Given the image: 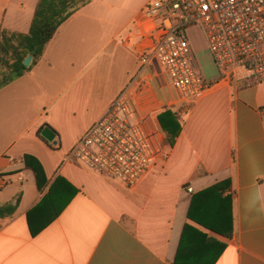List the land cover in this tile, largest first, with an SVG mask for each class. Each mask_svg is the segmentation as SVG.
<instances>
[{
	"label": "crops",
	"instance_id": "1",
	"mask_svg": "<svg viewBox=\"0 0 264 264\" xmlns=\"http://www.w3.org/2000/svg\"><path fill=\"white\" fill-rule=\"evenodd\" d=\"M38 2L0 0V29L28 34ZM116 3L90 0L58 29L40 62L0 90V177L7 184L0 207L20 198L16 212L0 219V264H174L187 225L227 246L215 264H264V83L219 78L181 115L182 130L166 145L158 116L178 109L176 93L166 95L169 80L153 62L154 83L142 92L133 85L147 2L122 19L106 14ZM129 87L158 152L132 188L71 156ZM26 157L43 169L41 188ZM226 180L231 239L188 218L193 196ZM29 219L36 228L49 225L33 237ZM197 245L196 260L214 256V248L206 255Z\"/></svg>",
	"mask_w": 264,
	"mask_h": 264
},
{
	"label": "built area",
	"instance_id": "2",
	"mask_svg": "<svg viewBox=\"0 0 264 264\" xmlns=\"http://www.w3.org/2000/svg\"><path fill=\"white\" fill-rule=\"evenodd\" d=\"M141 15L146 23L145 44L138 51L140 66L133 85L141 92L151 86L155 74L150 66L156 62L177 95L180 115L211 86L181 34L190 25L204 29L221 80L264 83V0H152ZM157 155L153 136L137 118L130 87L71 153L89 170L130 188L150 173ZM6 185L0 177V188Z\"/></svg>",
	"mask_w": 264,
	"mask_h": 264
},
{
	"label": "trees",
	"instance_id": "3",
	"mask_svg": "<svg viewBox=\"0 0 264 264\" xmlns=\"http://www.w3.org/2000/svg\"><path fill=\"white\" fill-rule=\"evenodd\" d=\"M90 0H39L32 25L28 34L0 29V90L31 71L43 58L47 45L53 40L58 29L78 10L88 5ZM32 57L30 67L24 61ZM165 132V144L173 146L183 125V118L174 110L168 109L158 116ZM27 164L34 170L38 185L44 172L40 164L26 157ZM231 181L218 182L193 196L188 218L199 226L223 237L231 239L233 230V196ZM20 198L0 207V219L12 216L18 209ZM49 225L46 222L36 228L29 219V228L33 237ZM197 244H203L202 250L214 248V256L201 262L196 260V252L201 250ZM214 246V247H213ZM226 245L217 239L208 237L192 226H185L174 264H215L226 249ZM211 248V249H209Z\"/></svg>",
	"mask_w": 264,
	"mask_h": 264
},
{
	"label": "rangeland",
	"instance_id": "4",
	"mask_svg": "<svg viewBox=\"0 0 264 264\" xmlns=\"http://www.w3.org/2000/svg\"><path fill=\"white\" fill-rule=\"evenodd\" d=\"M110 2H117L115 8H107L106 14L108 16H119V18H126L130 14H132L133 10L138 7H141L146 2H150L152 0H109ZM146 3V4H147ZM122 5H124L122 7ZM181 34L185 36L192 48L193 57L195 60V64L200 71L202 78L204 81L212 84L219 80L220 71L216 65L214 56L210 50L209 43L205 34L204 29L200 25H190L181 31ZM156 68L158 72H161L159 65L156 63ZM161 79L168 80L166 76L161 77ZM173 89H166V95L168 97H172L174 95ZM172 109L174 112L178 113V109H174L173 105L167 107L166 110ZM179 114V113H178ZM180 115V114H179ZM181 116V115H180ZM182 117V116H181Z\"/></svg>",
	"mask_w": 264,
	"mask_h": 264
},
{
	"label": "water",
	"instance_id": "5",
	"mask_svg": "<svg viewBox=\"0 0 264 264\" xmlns=\"http://www.w3.org/2000/svg\"><path fill=\"white\" fill-rule=\"evenodd\" d=\"M32 63V57H28L25 61L24 64L26 67H30ZM43 136L48 139L49 141H52L55 137L54 133L50 129H46L43 133Z\"/></svg>",
	"mask_w": 264,
	"mask_h": 264
}]
</instances>
